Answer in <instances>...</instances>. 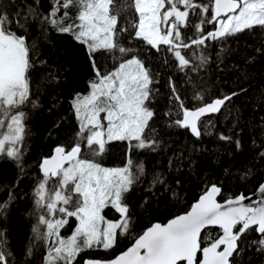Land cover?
<instances>
[{
  "label": "snow or ice",
  "instance_id": "obj_1",
  "mask_svg": "<svg viewBox=\"0 0 264 264\" xmlns=\"http://www.w3.org/2000/svg\"><path fill=\"white\" fill-rule=\"evenodd\" d=\"M17 3L0 0V159H10L23 172L30 135L29 114L24 108L40 107L32 90V70L37 63L47 62L34 59L38 42L30 34L31 25L45 39L50 31L70 37L83 48L92 69L87 93L77 91L70 101L78 122L71 145H56L53 154L39 164L42 179L34 195L43 213L37 216L32 231L34 241L48 243L44 264H79L82 253L93 249L107 252L122 236L133 241L126 251L114 259H87L84 264H237L246 248L264 253V183L253 194L256 199L241 193L222 202L217 199L223 195L222 187L208 183L189 210L137 232L126 201L144 174L143 164H136L130 155L122 167L109 168L100 162L112 141H127L130 150L155 151L159 145L151 123L156 115L150 107L154 76L133 41L143 42L157 53H172L181 71H196L209 57L201 54L197 57L200 63L194 64L182 49L195 46L203 52L208 41L226 42L245 31H264V0H49L47 13L40 10L39 0H24L23 6L10 13L7 9ZM207 25H212L211 31ZM188 30L193 34L186 35ZM256 51L264 55V49ZM105 57L114 62L111 70L101 63ZM254 59L249 57L246 62ZM51 80L58 77L52 74ZM170 86V102H178L170 126L187 130L197 140L212 134V114L248 91L241 88L207 102L204 92L196 91L192 99L199 106L189 108L175 86ZM172 115L171 111L165 113ZM219 139L233 141L223 134ZM235 146L237 151L241 149L239 139ZM259 157L264 159V151ZM172 163L170 160L169 165ZM194 163L188 160L189 165ZM250 173V169L245 171L241 179ZM156 184L166 186L165 178L156 175L152 185ZM12 198L9 193V201ZM109 206L119 213L118 220L102 215ZM7 207L8 202L0 201V212ZM71 218L77 223L71 235L64 237L61 230ZM252 233L256 238H251ZM4 237L0 231V264H11L12 253Z\"/></svg>",
  "mask_w": 264,
  "mask_h": 264
},
{
  "label": "trees",
  "instance_id": "obj_2",
  "mask_svg": "<svg viewBox=\"0 0 264 264\" xmlns=\"http://www.w3.org/2000/svg\"><path fill=\"white\" fill-rule=\"evenodd\" d=\"M23 5L24 0H18L7 10L11 13ZM39 8L47 13L49 0H39ZM206 28L211 31L212 25ZM30 34L38 42L34 59L47 62L45 65L37 63L32 70V90L40 107L33 109L28 105L24 108L29 114L27 128L30 135L23 157V172L10 159H0V201L8 202L7 209L0 212V231L5 233L7 250L12 253L11 264H44L48 243L34 241L32 231L37 216L43 213L35 204L34 195V189L42 179L39 164L52 154L56 145H71L78 122L70 101L77 91L87 93V81L92 76L83 48L70 37L50 31L45 39L35 24L31 25ZM192 34L191 30L186 32V35ZM123 43L128 44L127 36ZM207 43L208 47L203 52L195 46L192 50L182 49V54L187 53L186 58H191L194 64L200 63L197 57L201 54L208 56L207 64L196 71H181L172 53H157L143 42L133 41L132 46L140 48V55L154 76L152 87L155 93L150 107L156 115L151 123L155 129L152 135L159 145L155 151L130 150L127 141H112L100 162L105 167H122L130 155L136 164H143L144 174L126 201L137 222V232L155 222L166 223L187 211L208 183L222 187L223 195L217 197L221 202L241 193L251 195L260 183H264V159L259 157V152L264 151V55L256 51L264 49V31H245L229 37L226 42ZM161 48L166 49L167 46L161 45ZM249 57L255 58L250 64L246 62ZM101 63L106 70H111L114 64L107 57L102 58ZM52 74L58 80H51ZM170 85L175 86L189 108L199 106L192 99L196 91L204 92L205 102L233 91L239 92L241 88L248 91L234 97L221 112L212 114V124L215 125L209 126L212 134L197 140L187 130L170 126L178 110V102H170L173 95ZM170 111L173 115L165 116ZM221 134L231 136L233 141L220 140ZM237 139L242 144L239 151L235 146ZM189 159L195 163L189 165ZM170 160L173 161L171 166ZM249 169V177L241 179L242 173ZM158 174L165 178L166 186L152 185ZM9 193L13 195L10 201ZM103 214L113 221L119 219V213L110 206L103 210ZM75 225V219L71 218L70 224L66 225L69 230H61V234L68 237ZM250 236L256 238L255 233ZM132 242L130 237L122 236L119 244L107 252L87 250L78 257L79 264L87 259L110 260L130 247ZM29 248L32 249L31 255L28 254ZM237 264H264V253L256 252L254 247L246 248L245 253L237 258Z\"/></svg>",
  "mask_w": 264,
  "mask_h": 264
},
{
  "label": "water",
  "instance_id": "obj_3",
  "mask_svg": "<svg viewBox=\"0 0 264 264\" xmlns=\"http://www.w3.org/2000/svg\"><path fill=\"white\" fill-rule=\"evenodd\" d=\"M52 154H53V152H52ZM52 154H51V155H52ZM51 155H50V156H51ZM39 169H40V168H39ZM255 192H256V191H255ZM255 192H254V193H255ZM254 193H253V194H254ZM253 194H251V195H248V196H249V197H252L253 199H256L257 197H256V196H254ZM244 203H245V204H247V203H248V201H244ZM189 209H190V208H189ZM189 209H188V210H189ZM126 250H127V249H126ZM126 250H125V251H126ZM121 253H122V252H121ZM121 253H120V254H121ZM120 254H118V255H120ZM118 255H117V256H118ZM115 257H116V256H115ZM115 257H114V258H115ZM114 258H112V259H114ZM83 264H84V262H83Z\"/></svg>",
  "mask_w": 264,
  "mask_h": 264
},
{
  "label": "rangeland",
  "instance_id": "obj_4",
  "mask_svg": "<svg viewBox=\"0 0 264 264\" xmlns=\"http://www.w3.org/2000/svg\"><path fill=\"white\" fill-rule=\"evenodd\" d=\"M109 168H113V167H109ZM114 209V208H113ZM115 210V209H114ZM102 215H104L103 214V211H102ZM105 216V215H104ZM105 219H107L106 218V216H105ZM107 220H110V219H107ZM113 221V220H112ZM77 223V222H76ZM75 227V226H74ZM68 229H69V227L68 226H65V228L64 229H62V230H64L65 232H67L68 231ZM73 230V229H72ZM71 233H72V231H71ZM62 235V234H61ZM63 236V235H62Z\"/></svg>",
  "mask_w": 264,
  "mask_h": 264
},
{
  "label": "bare ground",
  "instance_id": "obj_5",
  "mask_svg": "<svg viewBox=\"0 0 264 264\" xmlns=\"http://www.w3.org/2000/svg\"><path fill=\"white\" fill-rule=\"evenodd\" d=\"M69 230V229H68Z\"/></svg>",
  "mask_w": 264,
  "mask_h": 264
}]
</instances>
